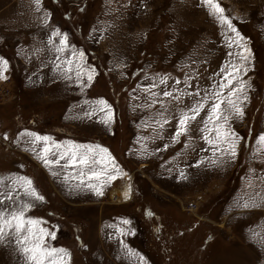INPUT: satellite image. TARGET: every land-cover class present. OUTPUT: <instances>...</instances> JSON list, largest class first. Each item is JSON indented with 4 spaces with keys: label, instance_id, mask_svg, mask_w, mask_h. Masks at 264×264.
Returning a JSON list of instances; mask_svg holds the SVG:
<instances>
[{
    "label": "rangeland",
    "instance_id": "1",
    "mask_svg": "<svg viewBox=\"0 0 264 264\" xmlns=\"http://www.w3.org/2000/svg\"><path fill=\"white\" fill-rule=\"evenodd\" d=\"M216 2L236 32L201 0H0V212L55 233L63 264H264V0ZM23 246L0 238V264Z\"/></svg>",
    "mask_w": 264,
    "mask_h": 264
},
{
    "label": "snow or ice",
    "instance_id": "2",
    "mask_svg": "<svg viewBox=\"0 0 264 264\" xmlns=\"http://www.w3.org/2000/svg\"><path fill=\"white\" fill-rule=\"evenodd\" d=\"M202 4L208 5L212 10L213 14L217 15V18L221 20L222 23H227L228 28H230L233 32H236L235 28L232 26L231 22L229 20H226V18L223 17V9L221 6L216 2V0H201ZM236 35L239 37V33L237 32ZM66 40V38H65ZM65 41H62L64 43ZM83 53H81V56ZM6 63V62H4ZM71 71V68L68 69ZM235 71H239V69H235ZM225 79L228 81L227 84L221 83L220 88L224 89L226 87H229L232 84L233 78L231 73H226ZM88 80H92V76H88ZM237 89L231 88L228 92L229 96H232ZM163 95L165 97H170L173 94L171 92H164ZM217 100L211 105L209 115L207 120L205 121V127L204 129H201V131L211 133L212 131L216 132L217 138L221 135L228 137L230 134L225 132L221 133L220 127L218 125V121L222 119L221 116V104L224 102L222 97V92L215 93ZM178 99V98H177ZM228 104L235 108L236 112L240 115L243 114L242 109L239 107H236L233 100L229 99ZM103 104L104 102L101 101ZM205 109V103L203 101H200L197 103L196 106L189 109L187 113H183L178 120L177 128L175 131V135L173 136V140L175 141L177 137L186 134L188 131V125L191 121H195L197 116L200 115L202 111ZM224 120L227 119V117H223ZM213 124L212 128L208 127L209 123ZM165 123H168L167 120H165ZM163 127V125H161ZM234 136L235 134H231ZM37 140H48V137H36ZM207 143L210 145H213L212 139L209 138L208 135L204 137ZM260 142L264 144V136H261L259 138ZM49 152L48 148L44 149V153L47 154ZM227 153L231 156L235 157L236 151H235V141L233 140V143H230L228 145ZM215 154V153H214ZM62 158V157H61ZM40 159L43 161L45 166H50L53 163L59 164V160H49L46 158V156H41ZM79 163L82 165L87 166L88 165V157L86 155L81 156L79 158ZM213 163H216V161H213ZM72 164L75 166L76 164V156L75 153H73L72 157ZM87 175V178L91 180L92 178L99 179L102 173H97L95 171H90L89 173L85 174L84 172H81L79 174V180L80 183H84V177ZM65 179H68V177H65ZM27 191V195L33 196L37 200H42L43 197L39 196L34 189L31 188L32 182L31 180L24 181ZM89 187H94L93 185H89ZM97 194L102 195V192L99 191V189H96ZM0 196H3L4 199H0V204L5 202L6 200H12V194L9 192L7 194H0ZM30 207L29 205H24V208ZM38 223V221L27 219L24 214V210H20L18 213L13 212L10 216V218H5V214L0 212V238H3L5 235H14V238L16 240V243L20 245H27L28 243H31V247L23 246L22 251L27 257V260L30 261V264H63L62 256L66 255L67 253L63 249H57V248H50L46 244V238L50 235L52 239H55V233H48L45 229L40 228L38 230H35V225Z\"/></svg>",
    "mask_w": 264,
    "mask_h": 264
},
{
    "label": "bare ground",
    "instance_id": "3",
    "mask_svg": "<svg viewBox=\"0 0 264 264\" xmlns=\"http://www.w3.org/2000/svg\"><path fill=\"white\" fill-rule=\"evenodd\" d=\"M128 193V192H127ZM116 197V196H115Z\"/></svg>",
    "mask_w": 264,
    "mask_h": 264
},
{
    "label": "crops",
    "instance_id": "4",
    "mask_svg": "<svg viewBox=\"0 0 264 264\" xmlns=\"http://www.w3.org/2000/svg\"><path fill=\"white\" fill-rule=\"evenodd\" d=\"M123 193V192H122Z\"/></svg>",
    "mask_w": 264,
    "mask_h": 264
}]
</instances>
